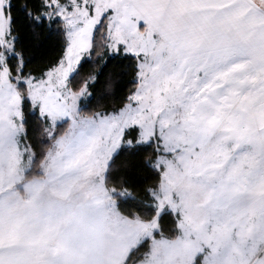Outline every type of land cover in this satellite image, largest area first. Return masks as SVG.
<instances>
[{"label":"rangeland","instance_id":"rangeland-1","mask_svg":"<svg viewBox=\"0 0 264 264\" xmlns=\"http://www.w3.org/2000/svg\"><path fill=\"white\" fill-rule=\"evenodd\" d=\"M254 1L264 6V0ZM45 2L44 16L65 25L64 56L42 77L22 75L20 67L12 77L6 63L16 55L8 0H0V264H125L145 239L149 249L135 264H262V220L252 222L258 225H251V240L247 235V206L250 200L261 202L264 187L259 132L234 125L227 108L208 102L202 107L197 65L191 81L186 70L195 59L183 58L164 39L167 26L149 24L141 33L137 20L122 16L115 0ZM109 6L117 11L108 22L107 46L115 52L122 45L137 57L139 84L120 111L82 116L78 109L88 91L84 86L73 93L68 79L88 55L101 17L113 12ZM20 83L47 121V138L69 120L46 152L41 176L26 181L33 151L23 139ZM132 126L138 127L141 143L158 138L154 165L161 180L151 194L158 214L168 208L176 216L175 238L154 235L158 216L145 222L122 215L113 189L105 185L109 160ZM236 205L241 216L233 212L234 221L231 207Z\"/></svg>","mask_w":264,"mask_h":264},{"label":"trees","instance_id":"trees-1","mask_svg":"<svg viewBox=\"0 0 264 264\" xmlns=\"http://www.w3.org/2000/svg\"><path fill=\"white\" fill-rule=\"evenodd\" d=\"M65 2L66 0H59ZM45 0H8L6 13L9 17L10 34L16 55L6 58L9 73L13 77L21 68L22 75L42 77L63 58L67 35L63 21L48 18ZM110 11L104 14L94 28L90 50L83 57L68 79L73 93L84 86L88 96L81 102L78 112L82 116L96 113H116L129 103L130 96L138 87V59L120 45L115 52L107 46V22ZM21 96L23 139L33 151V159L24 180L41 176L40 167L54 139L62 135L69 120L55 127V135L47 138L44 129L47 121L40 116L27 98L24 84L18 85ZM139 129L132 126L124 131L122 143L112 155L105 173V185L113 189L118 211L127 218L138 217L151 221L158 216L159 231L154 235L175 238L178 235L177 218L168 208L158 214L152 190L158 188L161 172L154 165L160 154L158 138L148 143L138 141ZM149 249L145 239L127 255L125 264H135Z\"/></svg>","mask_w":264,"mask_h":264},{"label":"crops","instance_id":"crops-1","mask_svg":"<svg viewBox=\"0 0 264 264\" xmlns=\"http://www.w3.org/2000/svg\"><path fill=\"white\" fill-rule=\"evenodd\" d=\"M115 1L119 2L122 16L137 20L141 33L149 24L161 30L167 26L164 39L183 58L195 59L188 63L186 70L190 71L191 81L192 66L197 65L198 93L204 98L202 107L227 108L226 115H233L234 125L239 124L241 129L254 126L264 148V6L254 0ZM109 8L113 12L110 10L108 22L117 11ZM188 90L194 91L190 87ZM253 194L255 190L251 191ZM261 194L259 204L250 200L247 206L249 240L253 236L251 225H258L252 222L258 218L264 225V187ZM238 208L239 205L231 207L234 221L233 212L241 216ZM234 229L233 226L231 232ZM260 251L252 250L254 255Z\"/></svg>","mask_w":264,"mask_h":264}]
</instances>
